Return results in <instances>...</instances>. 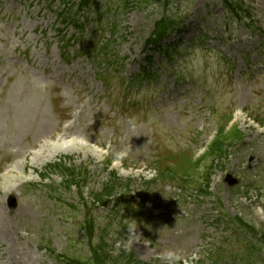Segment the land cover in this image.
I'll use <instances>...</instances> for the list:
<instances>
[{"label":"rangeland","instance_id":"1","mask_svg":"<svg viewBox=\"0 0 264 264\" xmlns=\"http://www.w3.org/2000/svg\"><path fill=\"white\" fill-rule=\"evenodd\" d=\"M122 1L110 0L108 7L116 8ZM181 1L188 2L184 7L190 14L181 49L189 47L199 31L207 35L206 42L179 56L178 62L155 54L149 71H157L156 77L141 80L129 92L125 81L146 66L144 42L164 10L152 4L144 10L130 5L114 16L106 15L102 30L106 39L112 36L111 62L98 66L103 54L93 58L87 50L69 62L64 59L61 47L75 31L61 22L59 0H0V261L4 264H54L42 247L47 243L60 254L72 255L83 248L77 232L82 212L74 207L81 208L84 201L90 205L89 196L101 190L114 171L106 168L101 149L111 155L109 145L118 148L130 143L134 152L123 167L142 171L137 177L147 180L158 156L176 155L177 160L180 154L191 156L206 148L218 132V120L229 113L235 114L244 140L231 149L223 168L215 169L210 195L195 196L197 177L182 193L161 183L145 190L137 180L134 195L139 198L145 190L151 197L149 210L154 204L160 209L152 222L138 227L141 236L130 252L151 263L166 249L198 251L194 264H212V254L227 234L218 220L220 213L257 222L251 219L252 205L263 201L256 187L246 185L254 182L250 176L264 179V124L257 128L252 121L264 114V39L242 27L232 28L231 22L226 26L228 16L219 0H174ZM244 1L264 29V0ZM98 5L99 11L107 7ZM71 45L81 46L77 41ZM102 71L119 77L106 85L99 78ZM69 137L85 139L86 147L73 145L58 152V141ZM33 151L39 155L33 157ZM63 158H71L67 166H88L84 199L75 186L65 189L62 178L53 173L43 181L44 187H27L30 180L41 181L38 173L47 165ZM14 167L18 173L7 177L6 170ZM120 172L116 174L124 183ZM227 174L237 177L239 185L227 186ZM7 188L19 194L14 210L7 206ZM93 216L103 225L109 220L106 209L96 210ZM119 229L118 224L113 226L107 238L115 242V249H124ZM235 249L245 254L244 249Z\"/></svg>","mask_w":264,"mask_h":264},{"label":"clouds","instance_id":"2","mask_svg":"<svg viewBox=\"0 0 264 264\" xmlns=\"http://www.w3.org/2000/svg\"><path fill=\"white\" fill-rule=\"evenodd\" d=\"M131 129L133 133H135L136 124L134 122L131 125ZM74 139L82 138H68L69 142ZM109 149L111 150L112 156L110 167L118 171H123L124 161L128 160L134 152L132 145L130 143H121L118 148H112V146L109 145ZM126 230V236L124 235L121 243L126 251H131L133 246L138 243L137 237L141 235L138 233V227L135 223H128ZM158 259L160 264H194V262L199 259V253L198 251H194L189 254L182 249H166L159 253ZM0 264H4V262L0 261Z\"/></svg>","mask_w":264,"mask_h":264},{"label":"trees","instance_id":"3","mask_svg":"<svg viewBox=\"0 0 264 264\" xmlns=\"http://www.w3.org/2000/svg\"><path fill=\"white\" fill-rule=\"evenodd\" d=\"M86 230L88 231L89 235L94 234V228L92 225L88 226V228Z\"/></svg>","mask_w":264,"mask_h":264}]
</instances>
